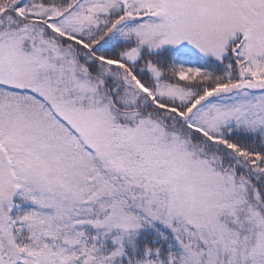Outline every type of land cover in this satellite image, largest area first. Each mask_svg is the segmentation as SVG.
Here are the masks:
<instances>
[{
    "label": "snow or ice",
    "instance_id": "snow-or-ice-1",
    "mask_svg": "<svg viewBox=\"0 0 264 264\" xmlns=\"http://www.w3.org/2000/svg\"><path fill=\"white\" fill-rule=\"evenodd\" d=\"M0 264H264V0H0Z\"/></svg>",
    "mask_w": 264,
    "mask_h": 264
}]
</instances>
